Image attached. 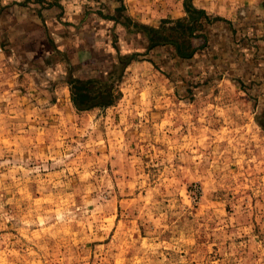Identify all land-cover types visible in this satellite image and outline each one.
<instances>
[{
  "label": "rangeland",
  "instance_id": "1",
  "mask_svg": "<svg viewBox=\"0 0 264 264\" xmlns=\"http://www.w3.org/2000/svg\"><path fill=\"white\" fill-rule=\"evenodd\" d=\"M184 1L0 0V264H264L263 0H192L235 31L147 52Z\"/></svg>",
  "mask_w": 264,
  "mask_h": 264
},
{
  "label": "trees",
  "instance_id": "2",
  "mask_svg": "<svg viewBox=\"0 0 264 264\" xmlns=\"http://www.w3.org/2000/svg\"><path fill=\"white\" fill-rule=\"evenodd\" d=\"M37 1L46 2V0ZM262 7L264 8V3ZM184 11L185 16L178 19H163L158 26L133 22L134 33L143 35L148 42L147 52L158 48H171L173 50L171 54L173 58L179 61H191L199 54L206 53L211 48L210 38L212 35H210V31L217 23H225L235 31L231 21L208 14L205 10L195 7L192 0L184 1ZM128 21H131L130 18ZM201 41L203 42L201 43ZM129 55L132 58L137 55L140 56V54H128L126 57ZM128 62L124 64L121 70L119 81L124 75ZM106 82L108 81L69 80L72 101L76 108L79 110H89L97 106L112 105L114 102L113 93L105 90L106 86L108 87ZM93 83L94 87H89Z\"/></svg>",
  "mask_w": 264,
  "mask_h": 264
},
{
  "label": "crops",
  "instance_id": "3",
  "mask_svg": "<svg viewBox=\"0 0 264 264\" xmlns=\"http://www.w3.org/2000/svg\"><path fill=\"white\" fill-rule=\"evenodd\" d=\"M264 3V0L258 4V11L260 16L264 19V8L262 7V4Z\"/></svg>",
  "mask_w": 264,
  "mask_h": 264
}]
</instances>
